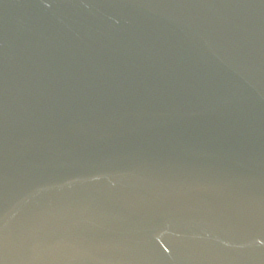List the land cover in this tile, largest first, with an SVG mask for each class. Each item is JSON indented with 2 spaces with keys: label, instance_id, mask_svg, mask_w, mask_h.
Returning <instances> with one entry per match:
<instances>
[{
  "label": "water",
  "instance_id": "95a60500",
  "mask_svg": "<svg viewBox=\"0 0 264 264\" xmlns=\"http://www.w3.org/2000/svg\"><path fill=\"white\" fill-rule=\"evenodd\" d=\"M0 264H264V0H0Z\"/></svg>",
  "mask_w": 264,
  "mask_h": 264
}]
</instances>
